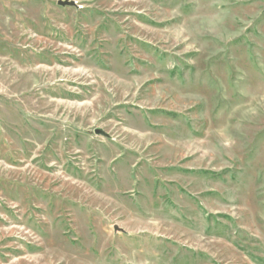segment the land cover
Returning <instances> with one entry per match:
<instances>
[{
  "label": "rangeland",
  "instance_id": "1",
  "mask_svg": "<svg viewBox=\"0 0 264 264\" xmlns=\"http://www.w3.org/2000/svg\"><path fill=\"white\" fill-rule=\"evenodd\" d=\"M56 1L0 0V264H264V0Z\"/></svg>",
  "mask_w": 264,
  "mask_h": 264
},
{
  "label": "water",
  "instance_id": "2",
  "mask_svg": "<svg viewBox=\"0 0 264 264\" xmlns=\"http://www.w3.org/2000/svg\"><path fill=\"white\" fill-rule=\"evenodd\" d=\"M57 2V5L58 6H61V7H76V4H75V2H73V1H67V0H58V1H56ZM95 134H97V135H106L101 129H96L95 130ZM117 228V227H116ZM115 228V229H116ZM117 230V229H116Z\"/></svg>",
  "mask_w": 264,
  "mask_h": 264
}]
</instances>
